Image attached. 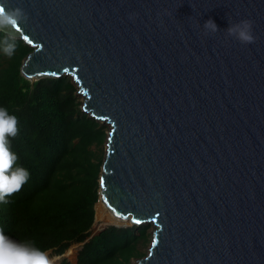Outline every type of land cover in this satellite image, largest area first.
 <instances>
[{
  "label": "water",
  "instance_id": "95a60500",
  "mask_svg": "<svg viewBox=\"0 0 264 264\" xmlns=\"http://www.w3.org/2000/svg\"><path fill=\"white\" fill-rule=\"evenodd\" d=\"M5 3L28 16L20 75L69 77L81 112L109 127L102 226L80 246L151 224L131 264H264V0ZM209 19L219 31L204 35ZM244 19L247 45L224 32Z\"/></svg>",
  "mask_w": 264,
  "mask_h": 264
},
{
  "label": "trees",
  "instance_id": "16d2710c",
  "mask_svg": "<svg viewBox=\"0 0 264 264\" xmlns=\"http://www.w3.org/2000/svg\"><path fill=\"white\" fill-rule=\"evenodd\" d=\"M5 36L0 32V41ZM15 44L11 57L0 51V107L17 117L10 149L30 175L19 192L0 203V230L58 256L90 233L106 127L81 112L68 77L30 85L19 66L31 48L18 39ZM98 208L108 219L103 205ZM149 228L106 227L79 247L75 264H131L145 256L139 248L147 243Z\"/></svg>",
  "mask_w": 264,
  "mask_h": 264
},
{
  "label": "clouds",
  "instance_id": "9594fccd",
  "mask_svg": "<svg viewBox=\"0 0 264 264\" xmlns=\"http://www.w3.org/2000/svg\"><path fill=\"white\" fill-rule=\"evenodd\" d=\"M28 20L27 13L20 7H7L5 0L0 2V32L7 35L0 41V51L11 57L15 51V33L20 31L22 23ZM204 35L219 31L211 20L203 24ZM226 37H232L243 45L255 42L252 34V21L248 19L232 23L224 30ZM18 134V120L10 115L6 108L0 107V203H6V197L19 192L29 179V172L17 165L18 157L10 149L9 138ZM0 264H53L45 251L37 248L33 242H17L0 230Z\"/></svg>",
  "mask_w": 264,
  "mask_h": 264
},
{
  "label": "rangeland",
  "instance_id": "374dc122",
  "mask_svg": "<svg viewBox=\"0 0 264 264\" xmlns=\"http://www.w3.org/2000/svg\"><path fill=\"white\" fill-rule=\"evenodd\" d=\"M70 82H71V80H70ZM75 95H76V92H75ZM77 97L79 98V101H80V97L79 96H77ZM99 124L104 125L106 127V130L105 131L106 132L108 131L109 127H108L107 124H105V123H99ZM102 153L104 154V143L102 145ZM102 157H103V155H102ZM95 209H96V212L98 214L99 213L100 214L101 213L103 214V212H100V209L99 208L97 209V207H96ZM102 214H101V216H102ZM104 215H105L106 218H108V219L105 220L104 217L102 216L101 218L104 221H109V222H112V223L120 224V223H117V222H113L112 219H109L110 216L105 211H104ZM97 224H98V222H96V221L94 223H92V226L90 227V230H89L90 231L89 235L95 233V227H97V226H100L101 227L102 226V224L101 225H97ZM149 225H150V228H149V231L148 232H149L150 236L148 238V241H147L146 244L142 245L139 248V250H141V252L143 254H146L147 253V249L149 248L150 242H151L152 225L151 224H149ZM79 247H80V244L79 243L71 244L62 254H60L58 256H55V255L51 254L49 251L46 252V253L48 254L49 259L53 262V264H75L76 263V255H77V252H78ZM134 261H132L131 263H133Z\"/></svg>",
  "mask_w": 264,
  "mask_h": 264
},
{
  "label": "bare ground",
  "instance_id": "6f19581e",
  "mask_svg": "<svg viewBox=\"0 0 264 264\" xmlns=\"http://www.w3.org/2000/svg\"><path fill=\"white\" fill-rule=\"evenodd\" d=\"M98 204H101V202H98L97 205H98ZM97 205H96V207H97ZM103 209H104V208H103ZM112 221H113V222H117V223H123V222L118 221V220H115V221L112 220ZM99 228H100V226L95 227L96 230H98ZM96 230H95V231H96Z\"/></svg>",
  "mask_w": 264,
  "mask_h": 264
}]
</instances>
